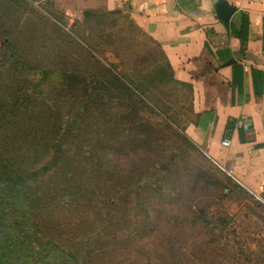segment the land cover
Here are the masks:
<instances>
[{
  "label": "trees",
  "instance_id": "obj_1",
  "mask_svg": "<svg viewBox=\"0 0 264 264\" xmlns=\"http://www.w3.org/2000/svg\"><path fill=\"white\" fill-rule=\"evenodd\" d=\"M116 12L97 9L83 15L98 18ZM86 30L79 37L84 44L78 46L87 65L51 69L30 64L35 57L0 25V264H92L104 255L101 230L91 225L94 215L119 211L132 216V201L149 200L142 196L144 189L161 196L160 183L170 179L167 186L176 185L174 157L167 163L145 157L152 148L161 151L157 140L150 141L161 124L150 121L155 120V107L146 91L163 81L157 75L169 80L173 76L160 44L143 32L158 47L161 65L153 79L137 78L91 55L87 49H95ZM69 41L77 44L74 38ZM128 152L142 157L113 165L114 156L126 158ZM223 173L225 188L229 182L240 185ZM206 180L200 182L202 190L208 186ZM188 210L194 220L203 218L193 205ZM74 212L78 214L73 232L54 231L53 223ZM167 250L166 261L167 256L173 260L174 248Z\"/></svg>",
  "mask_w": 264,
  "mask_h": 264
},
{
  "label": "rangeland",
  "instance_id": "obj_2",
  "mask_svg": "<svg viewBox=\"0 0 264 264\" xmlns=\"http://www.w3.org/2000/svg\"><path fill=\"white\" fill-rule=\"evenodd\" d=\"M10 1L0 0V25L11 30L22 50L35 57L32 65L51 69L63 64L70 69L86 66V54L78 46L84 44L79 37L85 29L95 49H87L90 54L104 64L112 63L117 71L128 70L137 78L145 75L151 80L161 65L158 47L122 9L98 18L84 17L90 10L105 12L104 0H12L14 6ZM157 77L163 81L150 85L146 95L155 107V120L150 121L161 124V131L149 138L158 141L161 151L152 148L145 157L162 163L174 157L172 179L176 185L167 186L170 179L160 183L161 196L144 189L142 196L149 200L132 201V216L119 211L94 215L91 225L101 230L104 255L92 264H264V203L241 185L229 182L225 188V169L218 159L208 149L191 145L186 129L196 123L198 115L193 109L191 84L174 76L171 80L167 75ZM140 157L129 156V152L126 158L114 156L113 165L130 164ZM204 178L208 186L202 190ZM215 179L219 185H213ZM192 205L197 214L203 212L201 220L189 215ZM77 214L66 213V218L52 224L54 231L73 232ZM39 219L45 220L46 213ZM167 246L174 248L173 260L165 259Z\"/></svg>",
  "mask_w": 264,
  "mask_h": 264
},
{
  "label": "crops",
  "instance_id": "obj_3",
  "mask_svg": "<svg viewBox=\"0 0 264 264\" xmlns=\"http://www.w3.org/2000/svg\"><path fill=\"white\" fill-rule=\"evenodd\" d=\"M157 41L175 79L192 87L186 132L225 173L264 191V0H104ZM247 116L252 126L234 125ZM227 139L228 147L220 141Z\"/></svg>",
  "mask_w": 264,
  "mask_h": 264
},
{
  "label": "built area",
  "instance_id": "obj_4",
  "mask_svg": "<svg viewBox=\"0 0 264 264\" xmlns=\"http://www.w3.org/2000/svg\"><path fill=\"white\" fill-rule=\"evenodd\" d=\"M234 125L237 126L238 128H241L243 131H248L252 126V122L247 116H240L234 121ZM220 145L222 147H228L230 145V142L227 139H222L220 141ZM253 194L255 198H257L259 201L264 203V191Z\"/></svg>",
  "mask_w": 264,
  "mask_h": 264
}]
</instances>
